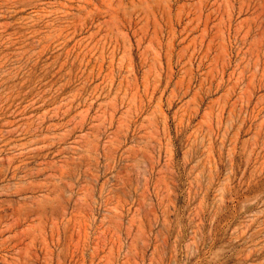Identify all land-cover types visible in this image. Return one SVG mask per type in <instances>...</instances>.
Instances as JSON below:
<instances>
[{
    "label": "rangeland",
    "instance_id": "374dc122",
    "mask_svg": "<svg viewBox=\"0 0 264 264\" xmlns=\"http://www.w3.org/2000/svg\"><path fill=\"white\" fill-rule=\"evenodd\" d=\"M0 264H264V0H0Z\"/></svg>",
    "mask_w": 264,
    "mask_h": 264
}]
</instances>
